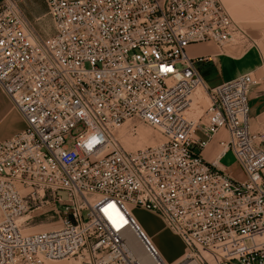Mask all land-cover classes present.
Here are the masks:
<instances>
[{"label":"built area","instance_id":"built-area-1","mask_svg":"<svg viewBox=\"0 0 264 264\" xmlns=\"http://www.w3.org/2000/svg\"><path fill=\"white\" fill-rule=\"evenodd\" d=\"M45 2L54 31L43 38L15 0H0V91L25 123L0 140V264H143L128 234L154 264H264V104L252 116L249 106L264 71L207 86L206 56L187 53L245 40L240 24L219 0ZM198 85L209 101L194 119ZM126 121L164 139L127 150L116 135ZM227 153L242 178L221 162ZM51 202H63L60 225L26 231L21 215ZM136 209L188 257L166 261Z\"/></svg>","mask_w":264,"mask_h":264},{"label":"rangeland","instance_id":"rangeland-1","mask_svg":"<svg viewBox=\"0 0 264 264\" xmlns=\"http://www.w3.org/2000/svg\"><path fill=\"white\" fill-rule=\"evenodd\" d=\"M219 1L224 5L230 16L240 24L245 32V40L226 44L224 46H218L215 43L209 42L215 51L213 53H208L206 60L201 61L202 64L200 67L202 76L209 86L219 81L232 78L238 74L246 72L259 74L264 71V0ZM44 19L47 21V26L44 24L40 26L39 21L41 19L37 20V23H39L37 25L40 27L39 32L43 38L50 36L53 31L49 17L45 16ZM254 88L255 87H252L251 89ZM257 88L259 89V94L264 93V85L257 86ZM191 99V107L190 110H188V114L191 117H196L208 104L207 94L203 88L199 87L193 91ZM249 106L252 116L259 112L261 104L257 103L256 105L254 100H249ZM11 107L16 110L12 103ZM130 124H135L136 133L129 134L127 129ZM116 135L122 146L127 150H134L145 145L154 144L162 138L160 133L156 130L143 123L134 121H126L120 127ZM221 162L235 171L237 170L231 153H227L225 157L222 158ZM57 194L62 198L66 196V193L62 190L57 191ZM62 204L63 202H51L38 209H30L21 215L19 221L26 231L54 228L61 223L60 215L56 213L55 210L58 211L63 208ZM138 210H135L134 214L140 220L148 226L157 228L158 222L153 217L149 216V214H146L148 212ZM83 216L84 218L86 217L85 212H83ZM166 236L167 235H163V238L168 242ZM52 263L74 264L71 259H61L60 261Z\"/></svg>","mask_w":264,"mask_h":264},{"label":"crops","instance_id":"crops-1","mask_svg":"<svg viewBox=\"0 0 264 264\" xmlns=\"http://www.w3.org/2000/svg\"><path fill=\"white\" fill-rule=\"evenodd\" d=\"M15 1L18 4L24 17L30 23V27L33 29V31L37 35L43 37L39 32L40 27L37 25L39 24L37 23V20L41 19L39 21L40 26L41 24L42 25L44 24L45 26H47V23H46L47 21L44 19L45 16L49 17L52 27H53L52 30L54 31V24H53L52 18L47 13V6H46L45 0H15ZM52 33L50 35H52ZM214 51L215 49L209 43H196V44H191L187 47V52L192 57L199 56V55L207 57L208 53H213ZM263 51H264V48H263ZM201 64H202L201 62L198 63V68L200 72H201V68H200ZM223 81H226V80H223ZM220 82L222 81H219L213 85H216ZM255 88L251 89V91L249 92V100H252V101L254 100V103L256 105L257 103H259L261 104V107H262L264 104V93L259 94L258 93L259 89L257 88V86H255ZM250 114H251V108H250ZM24 126H25L24 120L22 119L19 112L14 110L11 107V103L9 99L7 98V96L0 91V139L1 140L6 139L16 134L17 132L21 131L24 128ZM217 150H218V145H217V140L215 137L214 139L210 140L208 144L206 145L204 149V155L206 156V158L211 159ZM234 164L237 166L236 171L223 163V165L228 170H230L233 176H235L236 178H242L243 174L240 171V168L235 162ZM146 214H149V216L153 217L158 222L157 228L146 225L136 215L135 216L137 220L140 222V224L142 225V227L144 228V230L146 231V233L152 238L153 242L158 247V249L162 253L165 260L168 261L169 263H176L180 260H183L185 248H184V244L182 240L178 236L173 234L171 231L166 229L162 221L158 219L156 215L149 213V212ZM163 235H167L166 237L168 238V242L164 240ZM50 264H59V263H50Z\"/></svg>","mask_w":264,"mask_h":264},{"label":"bare ground","instance_id":"bare-ground-1","mask_svg":"<svg viewBox=\"0 0 264 264\" xmlns=\"http://www.w3.org/2000/svg\"><path fill=\"white\" fill-rule=\"evenodd\" d=\"M51 17V16H50ZM32 29V28H31ZM33 30V29H32ZM206 43H209V42H206ZM188 53V52H187ZM189 55V54H188ZM206 83V82H205ZM206 85H207V83H206ZM207 86H209V85H207ZM214 86V85H213ZM199 87H201V88H203L204 90H205V88L204 87H202V86H200V85H198L195 89H197V88H199ZM194 89V90H195ZM206 92V91H205ZM207 99H208V96H207ZM209 101V100H208ZM205 109V108H204ZM203 109V110H204ZM203 110H202V112L198 115V116H196V117H193L194 119H197V117H200L202 114H203ZM201 121H205V117H203V118H201L200 119ZM150 127V126H149ZM150 128H152V127H150ZM120 129V128H119ZM118 129V130H119ZM153 129V128H152ZM118 130L116 131V133L118 134ZM155 130V129H154ZM127 131H129V129H127ZM157 131V130H156ZM130 132V131H129ZM158 132V131H157ZM160 133V132H159ZM129 134H131V133H129ZM225 134V131H224V129H220V131H218V133H217V136H219V135H224ZM160 135H161V140H158L157 142H155L154 144H150V145H156V144H158V143H160L163 139H164V137H163V135L160 133ZM145 146H147V145H145ZM144 147V146H143ZM208 159V158H207ZM128 239H129V243L131 244V247L133 248V250L135 251V253L137 254V256L139 257V259L142 261V263L143 264H154V262H153V260H152V258H151V256L149 255V253L145 250V248L140 244V242L133 236V235H131V234H128ZM188 256H184L183 258H187ZM61 259H57V260H51L50 262H49V264L50 263H52V262H56V261H60ZM181 264H197L195 261H192V260H188V259H184L183 260V262L181 263Z\"/></svg>","mask_w":264,"mask_h":264}]
</instances>
